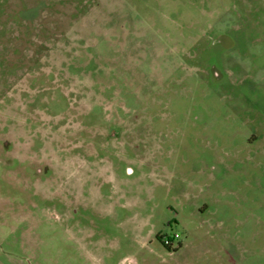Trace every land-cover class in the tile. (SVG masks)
<instances>
[{
	"label": "rangeland",
	"instance_id": "374dc122",
	"mask_svg": "<svg viewBox=\"0 0 264 264\" xmlns=\"http://www.w3.org/2000/svg\"><path fill=\"white\" fill-rule=\"evenodd\" d=\"M0 264H264V0H0Z\"/></svg>",
	"mask_w": 264,
	"mask_h": 264
}]
</instances>
